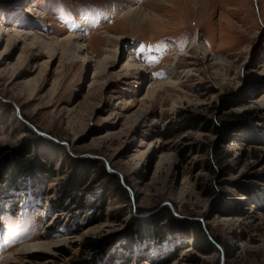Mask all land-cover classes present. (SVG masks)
Returning <instances> with one entry per match:
<instances>
[{"label":"rangeland","instance_id":"1","mask_svg":"<svg viewBox=\"0 0 264 264\" xmlns=\"http://www.w3.org/2000/svg\"><path fill=\"white\" fill-rule=\"evenodd\" d=\"M0 264H264V0H0Z\"/></svg>","mask_w":264,"mask_h":264},{"label":"trees","instance_id":"2","mask_svg":"<svg viewBox=\"0 0 264 264\" xmlns=\"http://www.w3.org/2000/svg\"><path fill=\"white\" fill-rule=\"evenodd\" d=\"M247 123L248 122H246L245 125H241V124L240 125L242 127H244L246 125H249V123L248 124ZM214 129L216 130V128H214ZM40 142H42V140ZM41 144L46 146L45 143H41ZM69 159L71 160L70 162L72 164L73 163H78V160H82L81 158H77V159L69 158ZM85 164L87 166H89V169H88L89 171L90 170L91 171L94 170V172H96L95 176H98L99 177L98 179H100V178L101 179L102 178L105 179V178L109 177L111 181H114V178L112 177V174L107 172V171H105L101 167V165H99L97 163L96 160H93V159L89 160L88 158H86ZM11 166H12V169L9 171V173L11 172V177H12V175H14L13 177H16L17 175H21L26 170H29L30 174H32V173L35 174L37 172H41L42 170H44L46 172L48 171V173H46V174L48 176H50V174H51L50 171L52 169V167L48 168L47 166L45 167L44 165H40V163L37 160H36V162L34 164L33 163L31 164V162H28V163L20 162L19 159H17V160H15V162ZM12 170H14V172H12ZM88 170H86V169L84 170L83 169V172L80 173V174H79V172L76 173V174L73 173V172L69 174V176H68V178L66 180V184L64 185V187L62 188V191H61V196L63 195L62 199L65 197V198H68L69 201H73L74 200V202H76V203H77V201L80 202V197L82 195L79 194V196L76 198L75 197V193L73 194L72 191L76 190L79 186H83V184L85 183V181L87 179L85 177H87V175H88ZM30 174L28 173V175H30ZM117 185L115 184L116 187H119ZM116 187H115V189H116L115 192L117 191L116 193L121 194L122 191H119ZM241 190H243L245 194L249 195V191L247 189L241 188ZM164 216H160V217H164ZM176 223L178 225H180L182 228L184 227L186 231H189V232L193 233V235L195 237V241L197 242L196 245L199 247V249H202L203 251H208L209 245L211 243H210L209 239H207V236L201 230L200 224H199V222L197 220H193L191 222L189 220L181 219L179 221H176ZM134 234L137 235V236L151 237V236H158V235H160L162 233H160V230H158V225H157V223H155V224H152L150 227L138 228L137 231ZM129 235L131 236V234H129ZM88 243H89L88 245L93 247V246H95L96 242L95 241H89ZM175 253L173 252L171 254H167L166 255V259L174 258L175 257ZM38 254H40V253H38ZM38 257H40V255H38ZM194 258L189 257L190 260H194Z\"/></svg>","mask_w":264,"mask_h":264},{"label":"bare ground","instance_id":"3","mask_svg":"<svg viewBox=\"0 0 264 264\" xmlns=\"http://www.w3.org/2000/svg\"><path fill=\"white\" fill-rule=\"evenodd\" d=\"M133 2L135 3L136 0H130L131 4ZM139 2L140 1H138L137 3H139ZM136 4L135 5H128L129 8L127 9L126 17H127V19H129V18L131 19V21L128 24H131L132 26H134L135 23L137 24L140 21H144L146 18H151L149 11H144V8L142 7V5H140V3L138 5H136ZM141 4H143V3H141ZM129 27H131V26H129ZM135 28H136V25H135ZM84 41H86L85 34L80 33L77 35L68 34L63 38V40H60V41L58 40L56 42L58 43V45L61 48H67L71 51H79L82 49V45L86 44L87 46H89L88 42H84Z\"/></svg>","mask_w":264,"mask_h":264},{"label":"snow or ice","instance_id":"4","mask_svg":"<svg viewBox=\"0 0 264 264\" xmlns=\"http://www.w3.org/2000/svg\"><path fill=\"white\" fill-rule=\"evenodd\" d=\"M149 59H154V58H149ZM155 75H162V73H156Z\"/></svg>","mask_w":264,"mask_h":264}]
</instances>
